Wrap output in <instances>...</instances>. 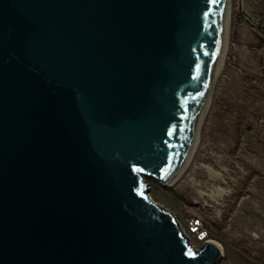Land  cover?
I'll return each instance as SVG.
<instances>
[{
  "label": "water",
  "instance_id": "obj_1",
  "mask_svg": "<svg viewBox=\"0 0 264 264\" xmlns=\"http://www.w3.org/2000/svg\"><path fill=\"white\" fill-rule=\"evenodd\" d=\"M227 0H0V264H215L149 196L181 174Z\"/></svg>",
  "mask_w": 264,
  "mask_h": 264
},
{
  "label": "rangeland",
  "instance_id": "obj_2",
  "mask_svg": "<svg viewBox=\"0 0 264 264\" xmlns=\"http://www.w3.org/2000/svg\"><path fill=\"white\" fill-rule=\"evenodd\" d=\"M229 1L226 58L194 154L170 185L146 179L187 233L202 220L223 248L215 264H264V0Z\"/></svg>",
  "mask_w": 264,
  "mask_h": 264
},
{
  "label": "bare ground",
  "instance_id": "obj_3",
  "mask_svg": "<svg viewBox=\"0 0 264 264\" xmlns=\"http://www.w3.org/2000/svg\"><path fill=\"white\" fill-rule=\"evenodd\" d=\"M229 0H227V12H226V23L224 25V28L221 32V51H220V54H219V58H218V61H217V66H216V71H215V77H214V80H213V85L207 95V98L205 100V103H204V108H203V113H202V119H201V123H200V126H199V129H198V132H197V135L195 136L194 140H193V143L191 145V148H190V151H189V154H188V157H187V160H186V163H185V166L181 172V174L183 173V171L185 170V168L187 167L189 161L191 160V157L192 155L194 154V151H195V148L197 146V143H198V138H199V132L201 131L200 128H201V125H202V122H203V119H204V116L205 114H207V109L209 108V105H210V102H211V96H212V90L213 87H214V84H215V81H216V78L219 76L222 68H223V65H224V62H225V58H226V53H227V46H228V34H229V19H230V7H229ZM214 93V92H213ZM206 118V117H205ZM200 130V131H199ZM199 145V144H198ZM180 174V175H181ZM218 177V175H215ZM150 197V196H149ZM178 221V220H177ZM179 225L181 226V229L182 231L184 232L185 236L188 238V235L186 234L184 228L182 227V224L179 222ZM189 239V244L192 245V242H191V238H188ZM211 240V239H209ZM213 241V240H212Z\"/></svg>",
  "mask_w": 264,
  "mask_h": 264
},
{
  "label": "built area",
  "instance_id": "obj_4",
  "mask_svg": "<svg viewBox=\"0 0 264 264\" xmlns=\"http://www.w3.org/2000/svg\"><path fill=\"white\" fill-rule=\"evenodd\" d=\"M185 232L187 235L190 234L196 237L199 241L205 242L208 238L207 228L204 226V223L200 218H191L188 224V233L186 230ZM188 238H190L189 235Z\"/></svg>",
  "mask_w": 264,
  "mask_h": 264
},
{
  "label": "trees",
  "instance_id": "obj_5",
  "mask_svg": "<svg viewBox=\"0 0 264 264\" xmlns=\"http://www.w3.org/2000/svg\"><path fill=\"white\" fill-rule=\"evenodd\" d=\"M151 181H155L154 179H150Z\"/></svg>",
  "mask_w": 264,
  "mask_h": 264
}]
</instances>
